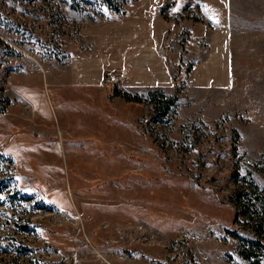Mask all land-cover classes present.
<instances>
[{
  "label": "rangeland",
  "instance_id": "obj_1",
  "mask_svg": "<svg viewBox=\"0 0 264 264\" xmlns=\"http://www.w3.org/2000/svg\"><path fill=\"white\" fill-rule=\"evenodd\" d=\"M0 264H264V0H0Z\"/></svg>",
  "mask_w": 264,
  "mask_h": 264
},
{
  "label": "built area",
  "instance_id": "obj_2",
  "mask_svg": "<svg viewBox=\"0 0 264 264\" xmlns=\"http://www.w3.org/2000/svg\"><path fill=\"white\" fill-rule=\"evenodd\" d=\"M107 80L112 86L121 84L126 79V73L122 70H108L106 72Z\"/></svg>",
  "mask_w": 264,
  "mask_h": 264
}]
</instances>
